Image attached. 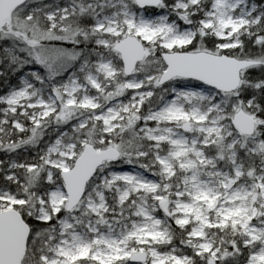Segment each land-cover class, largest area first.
<instances>
[{
    "label": "snow or ice",
    "instance_id": "6c2138e0",
    "mask_svg": "<svg viewBox=\"0 0 264 264\" xmlns=\"http://www.w3.org/2000/svg\"><path fill=\"white\" fill-rule=\"evenodd\" d=\"M12 13L0 264H264V0Z\"/></svg>",
    "mask_w": 264,
    "mask_h": 264
},
{
    "label": "water",
    "instance_id": "95a60500",
    "mask_svg": "<svg viewBox=\"0 0 264 264\" xmlns=\"http://www.w3.org/2000/svg\"><path fill=\"white\" fill-rule=\"evenodd\" d=\"M15 0H0V18L12 15Z\"/></svg>",
    "mask_w": 264,
    "mask_h": 264
},
{
    "label": "trees",
    "instance_id": "16d2710c",
    "mask_svg": "<svg viewBox=\"0 0 264 264\" xmlns=\"http://www.w3.org/2000/svg\"><path fill=\"white\" fill-rule=\"evenodd\" d=\"M3 84H4L3 78H0V90L3 89L4 87Z\"/></svg>",
    "mask_w": 264,
    "mask_h": 264
}]
</instances>
